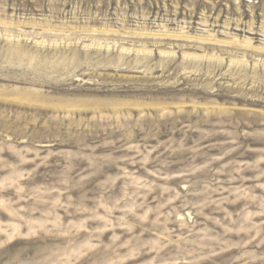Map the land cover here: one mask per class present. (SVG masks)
<instances>
[{
    "label": "rangeland",
    "instance_id": "374dc122",
    "mask_svg": "<svg viewBox=\"0 0 264 264\" xmlns=\"http://www.w3.org/2000/svg\"><path fill=\"white\" fill-rule=\"evenodd\" d=\"M0 264H264V0H0Z\"/></svg>",
    "mask_w": 264,
    "mask_h": 264
}]
</instances>
